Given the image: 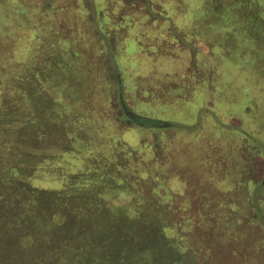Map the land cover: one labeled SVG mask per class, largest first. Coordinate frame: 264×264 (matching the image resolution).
Wrapping results in <instances>:
<instances>
[{"label": "rangeland", "instance_id": "obj_1", "mask_svg": "<svg viewBox=\"0 0 264 264\" xmlns=\"http://www.w3.org/2000/svg\"><path fill=\"white\" fill-rule=\"evenodd\" d=\"M0 130L93 257L264 264V0H0ZM19 223L0 264L64 238Z\"/></svg>", "mask_w": 264, "mask_h": 264}, {"label": "trees", "instance_id": "obj_2", "mask_svg": "<svg viewBox=\"0 0 264 264\" xmlns=\"http://www.w3.org/2000/svg\"><path fill=\"white\" fill-rule=\"evenodd\" d=\"M0 133H2V130H0ZM14 133L16 134L15 130ZM8 135L11 136L10 133ZM0 150V219L10 220L9 223H2L0 227L11 226L14 228L17 226V228H20L23 226L19 223L21 221L29 226H44L46 222L49 224L51 222L52 224L48 228H54L55 231L57 230L56 232L53 230L54 234L61 233L58 235L64 237L63 240L56 242L58 248L55 251L45 253L44 256H40V259L38 258L39 261H34L31 264H118L115 261L118 253L111 249L100 252L102 257L97 258L85 251L83 246H79L82 234L79 235L78 231L82 220L75 208H65L66 203L71 199L69 197V193L71 194L70 189L76 188L74 181H71L73 185L66 186L67 180L61 177L58 180L59 190L48 191L47 187L44 188L37 184L40 179H36L34 176L26 177V172H24L26 169L23 166L17 164L7 166L10 161L5 153L13 151L12 148L0 147ZM18 208L20 209L19 219L15 217ZM89 239L92 243L95 237H89ZM74 240H77L78 243ZM91 252L94 253V250ZM28 255L30 258H36L33 252H29V254L27 252L25 257H21L20 254L13 255V264H27L24 260L28 259ZM3 258L4 256L0 252V259Z\"/></svg>", "mask_w": 264, "mask_h": 264}, {"label": "crops", "instance_id": "obj_3", "mask_svg": "<svg viewBox=\"0 0 264 264\" xmlns=\"http://www.w3.org/2000/svg\"><path fill=\"white\" fill-rule=\"evenodd\" d=\"M2 133H4L3 131H2ZM2 133H0V147H3V148H11V145H10V143L8 142L9 140H13V138H11L10 136V138H6L5 136H3L2 135ZM2 140V141H1ZM5 140V141H4ZM13 146L14 147H16V145L15 144H13ZM5 150V149H4ZM12 150L14 151H10V152H7V153H5V155H6V157L9 159V163L7 164V166L8 165H14V164H17V165H20V163H19V160H18V158H16V157H18L17 155H15L16 154V152H15V150H14V148H12ZM1 151V150H0ZM19 163V164H18ZM1 164V163H0ZM2 166V165H1Z\"/></svg>", "mask_w": 264, "mask_h": 264}]
</instances>
